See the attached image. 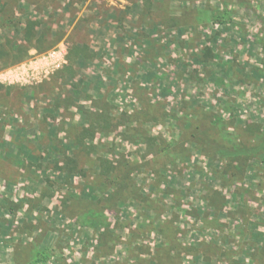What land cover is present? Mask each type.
Listing matches in <instances>:
<instances>
[{
	"label": "rangeland",
	"instance_id": "obj_1",
	"mask_svg": "<svg viewBox=\"0 0 264 264\" xmlns=\"http://www.w3.org/2000/svg\"><path fill=\"white\" fill-rule=\"evenodd\" d=\"M259 17L0 0V264H264Z\"/></svg>",
	"mask_w": 264,
	"mask_h": 264
},
{
	"label": "trees",
	"instance_id": "obj_2",
	"mask_svg": "<svg viewBox=\"0 0 264 264\" xmlns=\"http://www.w3.org/2000/svg\"><path fill=\"white\" fill-rule=\"evenodd\" d=\"M29 1H33V0H29ZM46 1H50V0H46ZM259 19H260V22H261V24H262V26L264 27V18H261V17H259ZM33 29H34V27H33V23H31V22H28L27 24H26V26L24 27V35H26V38H25V41L27 42V41H29V38H30V36H31V33L33 32ZM34 34V33H33ZM52 44H54V43H52ZM2 51H0V54H2V53H7V54H9V55H12L14 58H16V59H14L15 61L17 60H21L22 59V57L23 56H25L26 55V48H25V46L24 45H22V46H20V47H18V48H16V51H13L12 50V48L10 47V49H9V45H8V47L6 46V45H3L2 46V49H1ZM233 148V147H232ZM234 150V149H233ZM243 150V149H242ZM232 152V151H231ZM237 158V157H236ZM242 159V158H241ZM243 160H245V159H243Z\"/></svg>",
	"mask_w": 264,
	"mask_h": 264
},
{
	"label": "crops",
	"instance_id": "obj_3",
	"mask_svg": "<svg viewBox=\"0 0 264 264\" xmlns=\"http://www.w3.org/2000/svg\"><path fill=\"white\" fill-rule=\"evenodd\" d=\"M38 253H39V249H37V248L34 249V250H33V254H31L29 258L34 259V257H35ZM29 258H28V259H29ZM34 260H35V259H34Z\"/></svg>",
	"mask_w": 264,
	"mask_h": 264
}]
</instances>
